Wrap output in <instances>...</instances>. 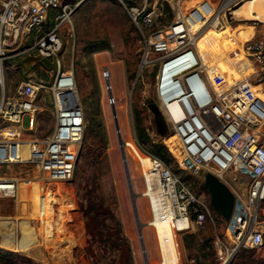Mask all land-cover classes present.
<instances>
[{
    "label": "rangeland",
    "instance_id": "374dc122",
    "mask_svg": "<svg viewBox=\"0 0 264 264\" xmlns=\"http://www.w3.org/2000/svg\"><path fill=\"white\" fill-rule=\"evenodd\" d=\"M80 1L75 3L79 4L77 7L74 5L71 13L72 29L68 30L64 25L59 32L62 47L57 56L60 72L73 77L75 90L86 115L75 171L69 181H59V186L55 188L56 183L41 180L37 175L36 165L27 161L30 158L27 154H30L31 140L46 139L55 126L47 88L36 91V112L32 129L28 128V114H24L20 123L14 127L0 119V138L7 132V137L21 141L16 144L17 159L0 166V176L14 178L19 185L15 198L0 197V218H10L12 221L7 227L0 228L1 231L6 229L20 238L21 231H24L22 221L27 219L38 236L37 242L23 251L0 246V264H9L8 261H13L12 264H42V261L48 264H91L85 253L87 236L77 187L83 185L92 175L96 176L98 191L104 203L114 212L128 238L132 264H146L114 127L112 105L116 110L120 135L125 142L124 151L132 190L137 196L136 208L142 224L147 263L166 264L160 253L156 231L158 227L148 225L152 214L149 199L143 194L147 191L144 176L148 172V158L137 140L135 125L144 128L149 139L167 146V165L196 194L205 200H209L210 196L203 185V177L192 175L182 167L179 139L174 130L168 127L164 137L156 132L147 101L153 100L156 103L161 68L156 64L140 70L139 66L144 45L143 34L150 33L139 30L132 24L119 0ZM126 1V5L151 9L155 16L152 31L154 35L151 38H166L172 46L182 43L187 38V31L191 34H202L212 13L226 4V0ZM222 17L223 20L220 19L215 29L216 37L213 40L206 44L196 42L202 58L201 63H204L206 53L209 56L206 68L202 69L204 76L217 93L234 86L244 88L250 93L257 92L261 86L255 87L249 80L251 61L245 45L247 41L264 36V23L237 19L230 11H226ZM34 42V32L23 38L24 47L33 45ZM101 46L106 48L98 50ZM56 69L57 63L53 58L42 59L35 49L5 60V96H11L22 81L31 80L38 84L43 80L46 85L52 84ZM104 70L108 71L107 77L104 76ZM106 80L111 86L110 99ZM15 129L21 132L18 136L11 135V131ZM144 143L148 144L145 140ZM26 156L28 158L24 160ZM27 179L32 180L31 184L27 183ZM36 181L40 182L41 188L36 186ZM151 183L155 190V177H151ZM40 189L52 190L42 216V202L35 214V203L42 194ZM212 211L213 221H206L202 227H193L186 233L177 232L183 227L181 221L174 222L177 226L174 229L175 237L180 245L181 259L178 264H218L211 241L219 236L231 242L232 230L237 225L241 212L239 205H236L230 220L225 221L213 207ZM260 219L264 220V204L261 206ZM161 226L172 229L169 216L167 222ZM184 236H189L188 248L183 243ZM162 237L163 241L166 240L167 234ZM242 254L250 255L259 260V263L264 262V240L257 248L239 246L234 264ZM109 258L117 260V264L124 260L120 252L116 251H112Z\"/></svg>",
    "mask_w": 264,
    "mask_h": 264
},
{
    "label": "built area",
    "instance_id": "2783aa9c",
    "mask_svg": "<svg viewBox=\"0 0 264 264\" xmlns=\"http://www.w3.org/2000/svg\"><path fill=\"white\" fill-rule=\"evenodd\" d=\"M119 1L132 24L150 33L143 34L139 66L140 70L156 64L161 68L156 104L179 139L182 167L195 176L212 173L234 195V208L239 205L241 213L232 230L233 240L215 236L211 241L218 264H234L239 246L257 248L264 240V220L260 219L264 204V36L245 45L251 61L249 80L255 87L261 86L257 92L234 86L217 93L204 76L193 36L198 39L207 30L216 29L225 12L232 14L231 10L244 0H226L224 7L212 13L202 34L187 31V38L174 46L166 38H151L155 26L151 9ZM74 5L65 0H0V119L14 127L28 114V128L32 129L36 91L49 90L55 126L46 139L31 140L27 160L36 165L37 175L44 181L71 179L86 126L73 77L60 72L57 57L62 47L59 32L64 25L72 29ZM49 15L53 25L42 32ZM33 32L34 44L24 47L23 38ZM32 49L42 59L56 61L54 81L50 85L43 80L38 84L22 81L11 96H5L3 62ZM20 133L11 131L12 136ZM6 134L0 138V166L17 159L16 143L20 140ZM144 152L150 162L149 170L155 174L158 206L169 215L172 229H177V220L186 221V227L177 230L179 233L213 221L210 201L196 194L161 158ZM17 192L14 178L0 176V197L15 198Z\"/></svg>",
    "mask_w": 264,
    "mask_h": 264
},
{
    "label": "trees",
    "instance_id": "16d2710c",
    "mask_svg": "<svg viewBox=\"0 0 264 264\" xmlns=\"http://www.w3.org/2000/svg\"><path fill=\"white\" fill-rule=\"evenodd\" d=\"M77 1L79 0H65V2L71 4H75ZM52 25V15H49L43 25L42 32L48 30ZM104 48H106V46H101L98 47V50ZM84 116L86 120L85 112ZM135 130L139 145L144 151L158 156L166 164L169 163V151L166 145L163 143H156L154 140L149 139L144 128L140 127L138 124L135 125ZM144 140L147 141L148 144L144 143ZM77 195L79 197L78 200L81 212L83 213L85 220L87 236L85 253L89 258L90 263L117 264V260L109 258L110 253L116 251L120 252L124 257V260L119 262V264H132L128 238L124 235L121 224L114 212L104 203V200L98 191V184L95 175H92L90 179L84 181L83 185L80 184L77 187ZM188 239L189 236H184L183 238V243L186 248L189 247ZM246 252H248L247 249ZM8 263L12 264L13 261H8ZM236 264H264V262L260 261L259 263V260L253 259L250 255L245 256L242 254Z\"/></svg>",
    "mask_w": 264,
    "mask_h": 264
},
{
    "label": "bare ground",
    "instance_id": "6f19581e",
    "mask_svg": "<svg viewBox=\"0 0 264 264\" xmlns=\"http://www.w3.org/2000/svg\"><path fill=\"white\" fill-rule=\"evenodd\" d=\"M232 15H234L237 19L241 20H249V21H258L264 23V0H244L241 3H239L235 8L232 10ZM215 29H209L207 30L203 35V38L201 36L196 39V36H193V39H195L196 42L199 44H206L210 40H213L216 37ZM191 34V33H190ZM193 34V33H192ZM188 36V35H187ZM182 38V33L181 36ZM192 39V40H193ZM171 44V43H170ZM172 46V45H171ZM197 48V45H196ZM205 57V55H204ZM203 57V58H204ZM208 53H206L205 61L204 63H201V68L205 69L208 61ZM202 59V58H201ZM109 75V74H108ZM107 75V76H108ZM21 141H18L17 143H20ZM16 143V144H17ZM30 152V148H29ZM27 156H30V154ZM24 160H27V157ZM23 160V161H24ZM150 168V162L148 159V172L145 177V183L147 187V191L143 193L146 195L149 199L150 204V210H151V220L148 222V225L157 226V236L159 239V245H160V253L162 257L164 258V263L166 264H178L180 262L181 256H180V245L177 242V238L175 237L174 229L163 227V223L167 222V214L164 213V211L160 210L158 203H157V192L154 190V187L151 183V177H154L155 174L151 173L149 170ZM34 177V176H33ZM39 179V178H38ZM35 180V179H34ZM32 180L27 181L28 184H31ZM55 188L59 186V181L54 182ZM36 186L41 188L40 182L36 181ZM19 188V185H18ZM38 188V189H39ZM46 189V188H45ZM44 189V190H45ZM42 194H40V199L37 200V203H35V214L39 211L41 202L43 203L42 210H41V216L44 213L45 206L49 202V193L52 190H43L40 189ZM37 191V190H36ZM44 199V200H43ZM32 200V199H31ZM34 203V201H33ZM38 207V209H37ZM40 214H38L39 216ZM181 221L183 227L181 229H184L186 227V221L184 220H178ZM10 218H0V227L5 228L7 225L10 224ZM24 227V231H21V237L17 238L12 232L7 231L6 229L1 231L2 228H0V246L6 249L14 250V251H23L31 246H33L37 240L38 236L36 234L35 229L30 225V220H24L21 224ZM228 232V231H227ZM174 233V234H172ZM167 234L166 240L163 241V235ZM143 239V235H142ZM170 258V260H169ZM172 258V260H171ZM147 256H146V263H147ZM149 263V262H148ZM147 263V264H148Z\"/></svg>",
    "mask_w": 264,
    "mask_h": 264
},
{
    "label": "water",
    "instance_id": "95a60500",
    "mask_svg": "<svg viewBox=\"0 0 264 264\" xmlns=\"http://www.w3.org/2000/svg\"><path fill=\"white\" fill-rule=\"evenodd\" d=\"M82 1L83 0H81L80 3ZM78 4H76V7ZM103 73L105 74L104 76L107 77L108 71L104 70ZM105 84H106V89L108 90V98L110 99L112 98V92L110 91L111 86L108 80H106ZM147 107L152 113L156 132L159 134L160 137L166 136L168 126L157 104L153 100H148ZM111 111H112V116L114 119V127L117 133L118 144L120 147V155H121V159L123 163V168H124V172L126 175V181L128 185V191L130 194V200H131L132 210H133V214L135 218L136 228H137L138 236L140 239L141 249L144 254V261L146 263V251H145L144 242L142 239V224L140 223L138 219V213H137V208H136V197L137 196L136 194H134L132 190L131 180H130V176L128 173L126 155L124 151L125 142L122 140V137L120 135V129H119L117 116H116V110H115L114 105H112ZM157 143H160V142H157ZM203 185L209 193V196H210L209 201L214 211L217 212L225 221H229L232 216L234 202H235V198L232 192L228 189V187L224 183H222L215 175H213L210 172H206L204 174Z\"/></svg>",
    "mask_w": 264,
    "mask_h": 264
},
{
    "label": "crops",
    "instance_id": "0c3cea01",
    "mask_svg": "<svg viewBox=\"0 0 264 264\" xmlns=\"http://www.w3.org/2000/svg\"><path fill=\"white\" fill-rule=\"evenodd\" d=\"M40 250H41V248H40ZM42 264H48V263H46V262L42 261Z\"/></svg>",
    "mask_w": 264,
    "mask_h": 264
}]
</instances>
